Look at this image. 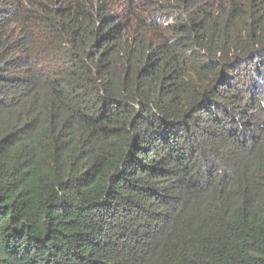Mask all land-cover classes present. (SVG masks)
Instances as JSON below:
<instances>
[{
	"label": "trees",
	"instance_id": "16d2710c",
	"mask_svg": "<svg viewBox=\"0 0 264 264\" xmlns=\"http://www.w3.org/2000/svg\"><path fill=\"white\" fill-rule=\"evenodd\" d=\"M0 264H264V0H0Z\"/></svg>",
	"mask_w": 264,
	"mask_h": 264
}]
</instances>
